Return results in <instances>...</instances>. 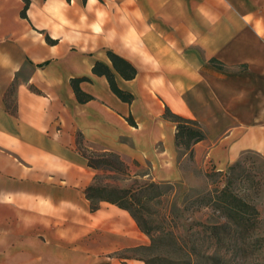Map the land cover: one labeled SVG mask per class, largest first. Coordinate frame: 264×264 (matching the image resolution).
Masks as SVG:
<instances>
[{
    "label": "crops",
    "instance_id": "1",
    "mask_svg": "<svg viewBox=\"0 0 264 264\" xmlns=\"http://www.w3.org/2000/svg\"><path fill=\"white\" fill-rule=\"evenodd\" d=\"M23 4L0 0V264H144L126 255L148 243L126 210L90 211L97 170L77 136L180 180L189 151L167 107L203 129L198 164L264 156V0H30L26 17Z\"/></svg>",
    "mask_w": 264,
    "mask_h": 264
},
{
    "label": "rangeland",
    "instance_id": "2",
    "mask_svg": "<svg viewBox=\"0 0 264 264\" xmlns=\"http://www.w3.org/2000/svg\"><path fill=\"white\" fill-rule=\"evenodd\" d=\"M77 141L79 149L86 155H104L106 159L121 163L116 166H120L117 171L97 170V182L135 190L144 183L158 184L152 193L154 198L147 201L143 214L154 236H160L162 229L174 228L177 242L186 245L198 261L216 255L222 264H264V156L244 151L238 160L220 171L213 164H198L188 154L180 161L183 178L168 181L155 178L147 163L115 152L104 153L100 147L86 144L80 136H77ZM228 193L250 205V220L245 224L247 231L243 226H232V231L221 242L214 243L205 227L224 222L220 212L214 208V200L222 199ZM146 236V245H149L150 235ZM126 255L142 260L150 259L153 253L137 248ZM164 255L177 256L168 252Z\"/></svg>",
    "mask_w": 264,
    "mask_h": 264
},
{
    "label": "trees",
    "instance_id": "3",
    "mask_svg": "<svg viewBox=\"0 0 264 264\" xmlns=\"http://www.w3.org/2000/svg\"><path fill=\"white\" fill-rule=\"evenodd\" d=\"M23 7L20 12L22 17H26V10L30 4V0H23ZM48 41H51L48 39ZM107 55L112 62L114 69L124 78L131 79L134 77L136 71L134 67L124 58L118 56L112 51L108 50ZM92 72L95 74H104L109 82L111 90L123 101L131 102L133 96L116 86L111 71L101 62H95L92 67ZM76 95L80 102L90 99V96L81 92L74 86ZM164 117L172 120L176 124L175 144L177 147L188 150L192 154V146L202 140L205 135L199 123L193 119L185 118L180 115L172 113L167 107L164 111ZM130 120V119H129ZM130 122H132L130 120ZM81 152V151H80ZM87 161V166L96 170H119L116 167L120 162L111 159H106L104 155L89 156L81 152ZM158 188V184L153 182L144 183L136 190L133 188H119L111 185H104L97 182V177L89 184L84 194L90 203V211H96L101 202H108L116 205L119 208L126 210L137 226L147 235H150V244L140 247V249L148 250L153 253L150 259H142L144 264H222L216 255L208 256L205 261H198L193 258L190 250L186 249V245L177 242V236L174 234L172 227L164 230L160 236H154L152 229L146 225V219L143 214L145 211V204L147 201L154 198L152 193ZM214 208L217 209L224 222H215L205 227L208 230V236L214 243H219L223 237L232 231V226H243L244 231L246 223L250 220V205L242 198L237 197L233 193H228L222 199L214 200ZM157 231H159L157 229ZM165 248H168L165 249ZM165 252L174 253L177 256H165Z\"/></svg>",
    "mask_w": 264,
    "mask_h": 264
}]
</instances>
